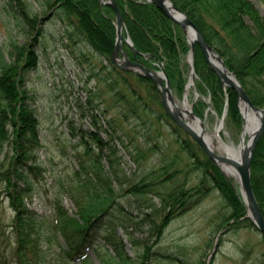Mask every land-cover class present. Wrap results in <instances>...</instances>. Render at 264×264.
<instances>
[{
  "label": "trees",
  "instance_id": "obj_1",
  "mask_svg": "<svg viewBox=\"0 0 264 264\" xmlns=\"http://www.w3.org/2000/svg\"><path fill=\"white\" fill-rule=\"evenodd\" d=\"M14 1L23 24L20 27L26 35L31 36L33 31L34 34L26 46L15 47L17 57L14 62L0 60V161L2 165L7 161V167L0 172V185L12 210L10 223L7 226L0 224V264H89L86 249L90 247L97 250L98 246L103 248L104 245L112 247L116 253L107 258L106 264H146L152 256L154 261L163 259L168 263L178 262V258L153 250L169 223L191 209L212 189L217 190L224 201L223 211L218 218V231L237 229L242 224L254 227L251 220L245 217L247 208L239 187H235L232 180L225 177L204 154L203 158L199 157L196 148L199 151L201 149L198 146L195 148L196 144L192 146L191 141L180 142L182 149L193 159L189 171H199L203 175L197 185L186 188L185 185H175L172 180L176 171L169 172L166 166H162L150 170L141 180L129 186L127 193L154 194L158 202H153L152 213L145 212L142 215L143 221L137 223L143 227L146 221L150 226L145 240L133 241L141 244L140 254L136 258L127 254L116 228L132 219L127 214L120 218L118 224L115 222L116 211L119 215L124 214L123 207L115 198L112 177L102 175L98 163L104 150L110 161L113 158L116 160L115 143L120 141L124 146V135L114 117V126L111 117L106 120L107 125H100L98 110L105 103L106 93L114 94L119 87L136 95L134 83L126 76L146 82L156 92L159 91L150 79L123 71L111 62L110 55L116 43V27L115 13L110 6L99 0H43L44 12L48 13V17L42 19L38 14L28 11L24 0ZM170 1L192 20L206 43L218 53L229 71L239 80L252 103L264 109V16L255 5L249 0ZM116 2L124 22L123 36L131 39L139 53L133 54L124 45L129 58L152 70L158 69L156 63H162L174 94L182 95L188 80L185 58L191 53L182 28L152 3L138 0ZM52 17L64 24L63 33L67 39L85 45L100 64L107 61L110 66L107 67L111 68L104 76H100V72L94 73L96 84L85 90V102L76 103L81 118L89 117L92 130H83L73 123L69 124V136L78 138L74 147L81 145L85 155L97 159L90 167L98 176L97 185L90 180L82 184L83 187L93 186L94 189L92 194H85L87 204H82L80 198H77L74 188L62 191L79 207L75 217L64 209L62 194L47 200L51 209L48 214H39L27 208L24 201L25 198L31 199L34 193L30 175H34V170L39 168L32 152L33 147L39 143V121L33 107L34 96L28 88V75L38 69L37 51L41 46L38 38L43 36L41 26ZM144 54L151 57L145 58L142 56ZM0 58L3 59L2 54ZM193 66L197 76L196 90L200 96L209 99L208 102L198 99L193 104V112L204 118L210 110L217 116H222L226 110L225 123L240 130L243 118L237 94L233 89L222 86L197 44ZM100 67L101 71L107 69L103 65ZM137 101L142 103L141 98H137ZM104 116L107 114L104 113ZM176 129L180 131L178 127ZM101 130L106 137L100 136ZM92 146L97 148L98 153L91 149ZM133 151L129 154L137 162L135 155L138 151ZM114 174L117 178V174ZM251 186L264 216V132L255 146L251 160ZM8 230L12 242L10 248H4L2 238Z\"/></svg>",
  "mask_w": 264,
  "mask_h": 264
},
{
  "label": "rangeland",
  "instance_id": "obj_2",
  "mask_svg": "<svg viewBox=\"0 0 264 264\" xmlns=\"http://www.w3.org/2000/svg\"><path fill=\"white\" fill-rule=\"evenodd\" d=\"M249 1L264 16V0ZM24 2L30 13H36L42 19L48 17V13L44 12L43 0H24ZM15 12L18 11L14 0H0V54L3 56L0 60L9 63L14 62L17 57L15 47L26 46L34 34V31L31 36L25 34L20 27L23 25L20 22L21 16L18 13V16L15 15ZM41 27L43 36L38 38L41 46L38 51L36 50L38 69L35 72L32 70L28 75V88L30 94L34 96L33 107L39 121V143L32 149L39 168L34 170V175H30L34 193L31 199L25 198L24 201L27 208L39 214H48L51 209L47 200L62 194L64 209L69 215L75 217L78 215L79 207L62 191L74 188L77 198H80L82 204H87L85 194H92L94 189H92L93 186L83 187L82 184L90 180L97 185L98 176L90 168L92 162L97 159H93L92 155H85L81 145L74 147L78 138L69 136V124L73 123L83 130H92L89 117L81 118V111L76 103L85 102V90L96 84L97 80L93 78V74L100 72V76H104L111 68H108L110 66L107 61L100 64L85 45L75 44L67 39L63 33L64 24L56 17L47 20ZM64 47L67 49H63ZM188 59L187 56L185 58L186 74H188L186 86L189 87L185 86L180 96L174 94L172 89L171 91L178 108H183L186 102L193 112V104L198 99L204 102H208L209 99L200 96L197 92L195 80L193 82L191 79ZM54 60L61 62H53ZM51 63L54 66H51ZM101 65L108 67L105 71H101ZM126 78L134 83L136 95L119 87L114 94L106 93L105 103L98 110L100 125L103 123L107 125L106 120L111 117L114 126L115 118L123 131L125 145L116 141V160L114 161L112 157L113 161H110L104 150L98 163L101 174L112 177L115 198L123 207L124 214L119 215L116 211L115 222L118 224L120 218L127 214L132 219L124 225H121L122 223L118 225L116 231L123 239L126 253L136 258L142 247L141 244L137 242L135 244L133 241L145 240L148 237L147 231L150 229L146 221L143 222V227L137 223L143 221L142 215L145 212L152 213L153 202L157 203L158 199L154 194L127 193L129 186L141 180L150 170L162 166H166L169 172L176 171L172 180L175 185H185L186 188L197 185L203 174L199 171H189L193 159L189 157L186 150L182 149L180 142L191 141L192 146L196 144L195 148L198 145L171 118L166 117L167 112L162 106L161 94L157 86L152 82L159 92L146 82L138 81L130 76ZM192 82L194 85L190 86ZM137 98H141L142 103H138ZM104 113L107 114L106 117ZM182 116L192 127L193 119ZM220 120L221 116H217L212 110L201 118L205 130L214 138V150L223 155L217 147L219 138L228 145L240 147L243 124L239 130L231 124H226L224 120L223 128L218 134L216 129L220 125ZM119 127H117L118 130ZM177 127L180 131L176 129ZM100 136L106 137L102 130ZM91 149L94 152L98 151L95 146ZM133 150L138 151L135 155L137 162L129 154ZM196 153L201 158L204 154L209 159L202 149L199 151L196 148ZM1 162L0 172L7 167V161L4 165ZM212 163L215 164L213 161ZM114 173L117 174V178L114 177ZM224 176L227 177L225 174ZM227 178L232 180L233 185L238 188L235 178ZM223 208L224 201L219 192L215 189L209 191L191 209L181 213L169 223L159 244L153 250L178 258L179 261L173 263L163 259L154 261L152 256L146 264H199L200 262L204 264H264V238L256 228L242 224L237 229L218 231V218ZM245 217L247 218V213ZM11 219L12 210L0 185V224L7 226ZM9 232L8 230L2 238L4 248H10L12 242ZM100 245H103V242H100ZM85 254L89 264H106L107 258L116 253L112 247L104 245L103 248L98 246L97 250L88 247ZM76 262H79L78 259Z\"/></svg>",
  "mask_w": 264,
  "mask_h": 264
},
{
  "label": "water",
  "instance_id": "obj_3",
  "mask_svg": "<svg viewBox=\"0 0 264 264\" xmlns=\"http://www.w3.org/2000/svg\"><path fill=\"white\" fill-rule=\"evenodd\" d=\"M99 1L106 6H110L115 13L116 44L110 55L111 62L121 70L131 71L139 76L150 79L160 91L162 106L167 114L186 134H188L197 143V145L203 150V152L209 157V159L212 160L220 168L221 171L222 165H228L236 169L238 173L236 180L239 185L242 199L247 207V218L251 220L254 227L264 238V216L260 210L251 186V160L255 146L260 136L264 132V109L257 107L252 103L238 79L228 70L222 58L206 43L203 35L200 33L196 25L184 12L178 9L170 0H139L154 4L172 22L179 25L187 35V40L192 50V57L189 65L192 81L196 77L192 68V60L194 55V46L195 44H197L211 70L218 76V78L222 82V85L233 89L237 94L243 118L244 114L242 110L250 111L257 117V119L259 118V124L254 132L251 143L248 149L245 150L244 153L240 156L239 162L234 157L229 156L228 154L220 155L216 153L211 149L208 141L203 137V133L201 134L198 131L194 130L184 120L183 116L179 112V108L174 101L170 82L165 71L163 69L154 71L145 67L144 64L138 61H132L124 51L122 41L133 51L134 54H138L130 38L127 37L126 39H124L122 36L124 23L116 0ZM189 34H191L192 36L191 39L189 38ZM148 56L149 55H144V57ZM190 114L195 118L196 121H198L200 126H203L202 121L199 117H197L191 111ZM242 141L243 140L241 138L240 143H242Z\"/></svg>",
  "mask_w": 264,
  "mask_h": 264
},
{
  "label": "bare ground",
  "instance_id": "obj_4",
  "mask_svg": "<svg viewBox=\"0 0 264 264\" xmlns=\"http://www.w3.org/2000/svg\"><path fill=\"white\" fill-rule=\"evenodd\" d=\"M189 38L190 39L192 38L191 34H189ZM179 112L181 113V115H184V116H187L193 119V123L191 124L192 128L201 134L203 133V137L205 138V140L208 141V144L210 145L211 149L214 150L213 148L214 138L205 130L204 126H200L198 121H196L195 118L191 116L190 108L187 106L186 102L183 108H179ZM242 112L244 114L245 121H244V126H243V131H242L243 141L240 144V147L237 148V147L228 145L227 143L223 141L222 138H219V142L217 143V147L220 148L223 155L228 154L229 156L234 157L238 162L240 161V156L244 153L245 150L248 149L251 143L252 137L254 135V132L257 129L258 124H259V118L257 119V117L254 114H252L250 111L242 110ZM222 128H223V125L218 126L216 129V133L219 134ZM221 169L223 173L229 178L236 179V177L238 176L236 169L228 165H222Z\"/></svg>",
  "mask_w": 264,
  "mask_h": 264
}]
</instances>
